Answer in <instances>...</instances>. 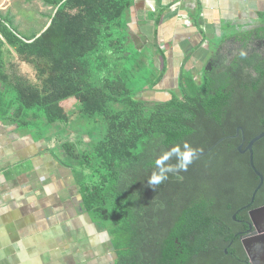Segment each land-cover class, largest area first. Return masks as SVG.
Segmentation results:
<instances>
[{
  "label": "trees",
  "instance_id": "obj_1",
  "mask_svg": "<svg viewBox=\"0 0 264 264\" xmlns=\"http://www.w3.org/2000/svg\"><path fill=\"white\" fill-rule=\"evenodd\" d=\"M43 1L52 6L50 24L32 36L21 35L11 16L0 10V119L25 126L36 122L46 132L54 123L71 121L74 115L62 102L72 97L78 103L76 115L93 118L97 128L87 133L88 141L82 139L83 148L66 141L61 150L80 184L85 208L109 226L114 249L121 250L117 264L129 263L126 247L134 231V189L160 173V152L167 154L169 165L181 161L176 153L188 149L202 153L224 138L208 155L192 156L185 172L184 183L195 187L204 223L213 216L230 215V201L242 203L250 197L259 177L249 161L220 158L216 153L223 151L226 137L235 135L238 125L248 142L264 129V62L256 64L258 75L245 78L251 85L236 84L228 94L225 66L204 69L196 78L186 69L188 54L180 65L176 91L157 100L139 97L146 83L153 88L162 80L166 55L157 47L155 53L164 66L146 80L142 71L147 49H136L134 54L126 46L130 36L123 16L133 0ZM14 52L34 66L37 81L19 71L12 60ZM251 60L254 63V57ZM235 65L242 75L243 67ZM188 137L207 142L177 141ZM254 152L255 164L264 174V137L255 143ZM199 159L202 166L191 165ZM256 200L264 203V184Z\"/></svg>",
  "mask_w": 264,
  "mask_h": 264
},
{
  "label": "crops",
  "instance_id": "obj_2",
  "mask_svg": "<svg viewBox=\"0 0 264 264\" xmlns=\"http://www.w3.org/2000/svg\"><path fill=\"white\" fill-rule=\"evenodd\" d=\"M125 15L129 39L154 44L162 66L155 52L164 50L168 82L181 71L171 69L174 62L206 57L233 28L264 24V0H133ZM77 121L44 132L36 122L0 119V264H115L109 226L85 208L74 170L63 161V142L82 149L88 141Z\"/></svg>",
  "mask_w": 264,
  "mask_h": 264
},
{
  "label": "flooded vegetation",
  "instance_id": "obj_3",
  "mask_svg": "<svg viewBox=\"0 0 264 264\" xmlns=\"http://www.w3.org/2000/svg\"><path fill=\"white\" fill-rule=\"evenodd\" d=\"M213 46L215 47L211 48V53L204 58L196 59L190 56L189 60H193V65L189 69L192 71V68L199 65L202 72L204 69L211 70L218 65L225 66L230 81L228 94H231L236 84L242 88L246 84H252L245 81L250 73L258 75L256 64L264 62V24L244 29L235 28ZM252 57L255 60L250 64ZM154 59L156 60L155 57ZM155 63L158 65L157 61ZM181 64L176 61L171 69L180 70ZM235 64L243 67L242 75L236 71ZM169 66L170 64L166 63V71ZM166 71L163 81L161 80L159 84L165 82L167 89H161L167 90V93L160 89L156 90L164 95L169 94L170 89L177 90V79L181 73L174 71L168 83ZM173 79H176V88L173 86ZM158 85L153 88H158ZM158 92H154L150 98L157 100L156 95L164 97L163 94H157ZM239 126L241 125L237 128ZM243 131L242 135L239 133L227 136L229 141L221 146L223 151L216 153V156L248 160L250 163L251 152L246 149L248 141ZM177 141L182 144L207 142L195 137L177 138ZM161 143L165 144V142ZM208 149L202 153L191 150L194 157L201 158L212 150L208 151ZM183 154V152L174 154L175 158L181 155V161L172 160L168 165L165 162L167 154L160 152L157 156L161 160L160 171L167 170L165 184L159 186L141 184L134 189L131 201L134 211V216L131 217L134 231L130 234L126 247L129 253L127 264H264V213L259 210L264 203H259L256 198L251 202V194L242 203L232 204L230 201L227 205L231 211L230 215L213 216L204 223L205 220L202 221L196 204L199 200L196 189L193 185L184 183L187 166L181 167L184 163ZM253 156L255 160V152ZM202 164L203 161L199 159L191 165L200 167ZM253 171L257 175L254 169ZM247 196L246 193L244 198ZM120 251V248H116V264Z\"/></svg>",
  "mask_w": 264,
  "mask_h": 264
},
{
  "label": "rangeland",
  "instance_id": "obj_4",
  "mask_svg": "<svg viewBox=\"0 0 264 264\" xmlns=\"http://www.w3.org/2000/svg\"><path fill=\"white\" fill-rule=\"evenodd\" d=\"M52 6L47 5L43 0H0V10L4 13L11 16L12 22L14 26L17 28L18 32L21 35L24 36H32L38 32H41L42 28L47 24L49 21V13L51 12ZM123 24L124 27H126L125 32L128 31V17L126 15L123 16ZM234 29V28H233ZM244 29V28H242ZM228 33H224V35L219 37V40L224 38ZM219 40L215 43L217 45L219 43ZM214 42V41H213ZM213 44V43H212ZM127 48L131 50L134 54L136 52V49L143 50V48L147 49L145 51L146 55L145 64L143 65V71L142 74H144L145 79H152L155 76L159 74V71L162 66V61H160L157 57V64L156 60L153 57V48L155 47L154 44L151 45L148 44L145 47H139L136 45L134 41H131L130 39L126 42ZM157 49V48H156ZM14 57H12V60L17 63L18 69L20 72L27 74L33 81H37V71L34 68V66L30 63H27L19 58V56L14 52ZM137 57V55H136ZM159 60V61H158ZM192 60H189L186 63V69L189 70L190 67H192ZM159 66V67H157ZM166 71V70H165ZM164 71V73H165ZM192 72L196 75L197 78L200 77L201 74V67L199 65L197 67L192 68ZM144 80V83L146 82ZM163 81V79H162ZM161 82V81H160ZM172 83L174 84V88H176V79H173ZM171 85V84H170ZM150 84L146 83L145 91H142L139 93V97H145L150 98L151 95H154V92H158L156 90L160 89V91L167 93V90L163 91L161 88L165 89V82L160 83L158 88H149ZM157 87V86H155ZM167 89V88H166ZM170 93L174 91V89L169 90ZM162 92H158L157 94H163ZM169 95V94H166ZM158 96V99L162 98L161 95ZM165 96V95H164ZM75 98H69L64 100L62 103L66 109L73 114L74 118L78 120L77 122H74V127L80 128L82 132L89 133L96 127V124L92 119L88 118H82V117H76V109L78 107V103L75 101ZM88 135V134H87Z\"/></svg>",
  "mask_w": 264,
  "mask_h": 264
},
{
  "label": "water",
  "instance_id": "obj_5",
  "mask_svg": "<svg viewBox=\"0 0 264 264\" xmlns=\"http://www.w3.org/2000/svg\"><path fill=\"white\" fill-rule=\"evenodd\" d=\"M49 24H50V21H49V23H48V25L42 30V31H44L48 26H49ZM41 31V32H42ZM40 32V33H41ZM40 33L38 34V35H40ZM219 34L221 35V31H219ZM240 130H242L243 131V127L242 126H239L238 128H237V133L235 134V135H238L239 133H240ZM243 135H244V131H243ZM89 136V135H88ZM264 137V129L261 131V132H259L258 134H256L254 137H252L251 139H250V141L248 142V144H247V147H246V149H248L250 152H251V158H250V163H251V166H252V168L255 170V172L257 173V175L259 176V178H260V180H259V183L257 184V186L255 187V189H254V191H253V193H252V196H251V202H253L254 200H255V198H256V195H257V193H258V191L260 190V188L263 186V184H264V174L257 168V166L255 165V162H254V156H253V152H254V145H255V143L258 141V140H260L261 138H263ZM224 138H221L220 140H218V142H220V141H222ZM217 142V143H218ZM217 143H215L214 145H212L209 149H208V151L209 150H211ZM242 146V145H241ZM259 210L260 211H262V213H264V205L263 206H261L260 208H259ZM89 214V213H88ZM90 215V214H89Z\"/></svg>",
  "mask_w": 264,
  "mask_h": 264
},
{
  "label": "clouds",
  "instance_id": "obj_6",
  "mask_svg": "<svg viewBox=\"0 0 264 264\" xmlns=\"http://www.w3.org/2000/svg\"><path fill=\"white\" fill-rule=\"evenodd\" d=\"M187 147V145H185ZM193 156V150L189 149L184 155H183V161L184 163L181 164V167H186L188 163H191V159ZM167 170L161 169L159 174L154 173L150 178H149V186H154V185H159L162 183L164 180L167 179V175L165 174Z\"/></svg>",
  "mask_w": 264,
  "mask_h": 264
}]
</instances>
